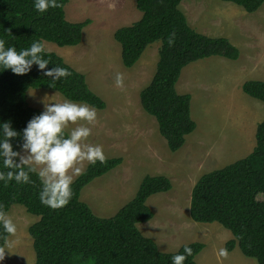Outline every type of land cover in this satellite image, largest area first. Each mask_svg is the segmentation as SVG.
<instances>
[{"label": "trees", "instance_id": "obj_1", "mask_svg": "<svg viewBox=\"0 0 264 264\" xmlns=\"http://www.w3.org/2000/svg\"><path fill=\"white\" fill-rule=\"evenodd\" d=\"M38 13L33 0H0V39L5 47L17 51L33 41H48L59 46L77 45L82 29L90 21L69 22L64 5ZM181 0H135L141 16L127 26L117 28L113 38L120 45L124 67H132L147 45L160 41L155 71L149 83L140 91L142 109L155 118L158 131L168 149L178 150L195 123L190 116V96L179 94L175 83L181 69L198 59L212 55L236 59L239 51L224 37H208L196 32L179 10ZM242 7L246 12L257 11L264 0H223ZM175 32L172 46L168 36ZM46 68L54 65L68 69L70 75L55 82L42 75L35 63L29 73L15 75L10 69L0 70V122L22 133L27 121L42 112L27 101L29 88H43L60 93L66 99L82 102L96 109L104 102L88 87L83 74L68 65L59 55L48 51ZM242 91L264 103V81L247 80ZM66 132V131H65ZM67 134V132H66ZM18 135L11 138L17 150ZM19 161L18 157L14 158ZM121 162L120 157L106 158L104 164L86 165L84 174L71 184L72 197L68 204L52 209L40 203V181L30 174L31 183L18 184L0 181V206L5 213L13 204L38 217L29 225L34 261L32 264H171V257L183 253L184 245L175 252H161L155 242L143 236L137 223L146 222L153 213L146 205L147 198L170 189L168 178L145 175L134 196L110 217L97 216L80 199L82 188ZM0 171H7L0 167ZM189 215L195 222H217L232 233L225 244L227 250L237 246L240 252L264 264V118L256 125L255 144L244 157L221 168L203 173L192 187ZM0 228V248L7 237ZM190 256L183 264H195L194 258L203 244L192 242Z\"/></svg>", "mask_w": 264, "mask_h": 264}, {"label": "rangeland", "instance_id": "obj_2", "mask_svg": "<svg viewBox=\"0 0 264 264\" xmlns=\"http://www.w3.org/2000/svg\"><path fill=\"white\" fill-rule=\"evenodd\" d=\"M109 4L113 7L109 8ZM182 6L190 22L199 25L202 20L203 32L190 25L193 29L207 36L227 38L237 47L239 57L212 55L181 69L175 89L190 96L195 128L174 152L168 149L155 118L142 109L139 99L155 71L160 42L147 45L137 62L126 68L121 63L120 45L113 38L117 28L140 18L135 0H68L63 8L67 21H90L82 29L80 42L59 46L43 41L47 50L83 74L90 90L104 102V108H95L94 124L86 125L91 133L85 143L102 145L106 158H121L117 166L86 185L80 199L96 215L111 216L132 198L145 175L164 176L170 189L147 198L146 205L153 216L136 224L159 251L175 252L182 245L200 242L203 246L194 258L195 264H258L242 255L237 246L226 249L232 233L219 223L193 221L189 204L192 187L203 173L246 156L255 144V129L264 118V103L245 94L241 86L247 80L264 81V2L253 13L221 0H197ZM118 72L123 76L120 87L115 84ZM64 99L48 89L27 90L28 104L41 111L45 104ZM77 124L86 122L69 124L65 131ZM6 214L17 231L7 237L10 246L4 250L0 264H32L34 252L28 227L38 217L19 204H13ZM221 248L227 251L226 256L218 255Z\"/></svg>", "mask_w": 264, "mask_h": 264}, {"label": "clouds", "instance_id": "obj_3", "mask_svg": "<svg viewBox=\"0 0 264 264\" xmlns=\"http://www.w3.org/2000/svg\"><path fill=\"white\" fill-rule=\"evenodd\" d=\"M33 7L38 13H44L49 8L60 7L59 0H33ZM113 5L109 4V8ZM168 44L172 46L175 32L168 36ZM47 50L42 41H33L27 48L19 51L13 46L5 47V41L0 39V70L10 69L15 75H24L30 72L35 63L42 75L50 77L53 82L69 76L68 69L54 65L46 68L49 60L44 58ZM115 84H123V76L116 73ZM97 112L94 107L85 103H77L69 99L62 102L47 103L44 110L34 114L18 133L10 126L9 121L0 122V167L7 171H0V181L7 184L15 181L18 184L31 183L30 174H35L40 181L38 198L41 204L52 209H58L68 204L72 197L71 184L75 177L86 171L85 164H104L106 157L102 145L85 143L91 133L92 125L96 121ZM77 121L86 124L68 129L69 124ZM20 136L17 141V150H14L11 138ZM26 152V155H21ZM19 157V161L15 160ZM0 228L9 236L16 234L17 228L13 220L0 206ZM10 246L5 241L0 248V261H3L5 249ZM192 249L184 245L183 253H176L171 257V264H183L186 256H190ZM219 256H226L227 251L221 248Z\"/></svg>", "mask_w": 264, "mask_h": 264}, {"label": "crops", "instance_id": "obj_4", "mask_svg": "<svg viewBox=\"0 0 264 264\" xmlns=\"http://www.w3.org/2000/svg\"><path fill=\"white\" fill-rule=\"evenodd\" d=\"M181 1H185V2H181ZM181 1H180L179 4H178V8L181 7V9L179 8V10L185 15L186 20H187V23L189 24V26L191 25V26L197 28L198 30L202 31V30H201V25H200V24H203V23H202V20L198 21V22H200V23H198L199 25H197V24H195V23H193V22H190V20H189V18H188V15H187V12L183 9V6H182V4H184V3H188V2H196L197 0H181ZM221 1H223V0H221ZM230 3H232V2H230ZM261 7H262V6H261ZM261 7H260V8H261ZM241 8H242V7H241ZM260 8H259V9H260ZM242 9H243V8H242ZM243 10H244V9H243ZM244 11H245V10H244ZM257 12H258V10H257ZM252 13H253V12H252ZM210 18H211V17H210ZM217 18H219V17H217ZM203 19L206 20L207 18H203ZM191 26H190V27H191ZM191 28H192V27H191ZM192 29H193V28H192ZM194 30H195V29H194ZM195 31H196V30H195ZM196 32H198V31H196ZM202 32H203V31H202ZM211 32H212V31H211ZM217 32H218V31H217ZM219 32H220V31H219ZM198 33H200V32H198ZM204 33H206V32H204ZM201 34H202V33H201ZM209 34H216V33H209ZM218 34H220V33H218ZM224 34L229 38L230 35H227L226 33H224ZM203 35H205V34H203ZM206 36H207V35H206ZM208 37H212V36H208ZM216 37H223V36H216ZM224 38H225V37H224ZM226 39H227V38H226ZM227 40H228V39H227ZM159 42H160V41H159ZM230 43H231V42H230ZM236 43H237V41H236ZM236 43H235V44H236ZM236 45H237V44H236ZM234 46H235V45H234ZM237 46H238V45H237ZM215 56H218V55H215ZM221 57H222V56H221ZM238 57H239V56H238ZM238 57H237V58H238ZM237 58H236V59H237ZM76 71H77V70H76ZM180 72H181V71H180ZM179 75H180V74H179ZM177 80H178V79H177ZM176 82H177V81H176ZM175 84H176V83H175ZM256 100H257V99H256ZM258 101H259V100H258ZM262 103H263V102H262ZM262 119H263V118H262ZM97 178H98V177H97ZM95 179H96V178H95ZM93 180H94V179H93ZM89 183H90V182H89ZM89 183H88V184H89ZM88 184H87V185H88ZM85 186H86V185H85ZM85 186H84V187H85ZM84 187H83V188H84ZM83 188H82V189H83ZM135 192H136V191H135ZM80 193H81V192H80ZM134 194H135V193H134ZM133 196H134V195H133ZM133 196H132V197H133ZM127 202H128V201H127ZM127 202H126V203H127ZM126 203H125V204H126ZM123 205H124V204H123ZM123 205H122V206H123ZM122 206H121V207H122ZM116 212H117V211H116ZM116 212H115V213H116ZM115 213H114V214H115ZM114 214H113V215H114ZM97 216H98V215H97ZM111 216H112V215H111ZM99 217L106 218V217H110V216L107 215V216H99ZM239 251H240V250H239ZM242 255H243V254H242Z\"/></svg>", "mask_w": 264, "mask_h": 264}]
</instances>
